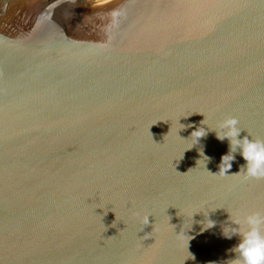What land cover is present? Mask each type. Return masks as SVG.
<instances>
[{
	"label": "water",
	"instance_id": "1",
	"mask_svg": "<svg viewBox=\"0 0 264 264\" xmlns=\"http://www.w3.org/2000/svg\"><path fill=\"white\" fill-rule=\"evenodd\" d=\"M229 116L264 140V0H0V264H231Z\"/></svg>",
	"mask_w": 264,
	"mask_h": 264
},
{
	"label": "clouds",
	"instance_id": "2",
	"mask_svg": "<svg viewBox=\"0 0 264 264\" xmlns=\"http://www.w3.org/2000/svg\"><path fill=\"white\" fill-rule=\"evenodd\" d=\"M112 2L113 0H89V7L93 9L104 8ZM125 15L126 10L123 6L97 13L99 19L107 21L103 25L105 33H110L113 28L117 27ZM238 125L239 121L233 116L225 118L219 124L221 131L216 132V138L222 142L227 139L229 151L222 156L216 174L227 175L226 173L231 169L232 162L235 160V154L239 153L246 162L241 166L239 172L243 173L245 180L264 179V140L250 139L248 135L238 138L242 130ZM206 134L205 128L197 127L191 132L190 138L193 139L194 143H197ZM205 160H210V158L206 157ZM148 222V217H145L144 225ZM209 222L207 227H212L213 222L210 220ZM231 222L236 227H231V234L225 236L231 238L233 234H236L240 238L232 250L236 255L231 260V264H264V212L251 211L242 217L231 219Z\"/></svg>",
	"mask_w": 264,
	"mask_h": 264
}]
</instances>
